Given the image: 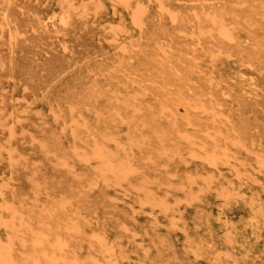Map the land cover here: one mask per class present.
Returning a JSON list of instances; mask_svg holds the SVG:
<instances>
[{"label": "rangeland", "instance_id": "1", "mask_svg": "<svg viewBox=\"0 0 264 264\" xmlns=\"http://www.w3.org/2000/svg\"><path fill=\"white\" fill-rule=\"evenodd\" d=\"M204 1L207 9H223L231 38L214 32L198 40L202 1L133 0L129 14L123 4L116 11L96 13L90 0H11L19 35L0 58V93L12 112L10 130L3 131L0 141L11 140L16 152L11 156L5 150L0 156V213L7 204L37 216L67 202L66 210L54 211L48 230L65 244L60 264L113 263L102 240L118 247L124 264H180L184 255L191 260L188 264H228L223 235L229 229L215 218L222 202L211 192L202 211L179 185L189 173L219 172L191 157L192 147L212 146L204 135L213 108L229 139L248 150L238 154L244 163L251 162L249 156H264V0L248 6L234 0ZM65 2L87 7L86 20L60 36L37 27L41 18H60ZM141 3L149 10L143 27L134 36L124 34L125 42L115 41L113 28ZM173 15L179 16L177 21ZM158 45L164 46L165 56L183 58L195 67L188 101L175 102L170 93L174 87L161 83L152 66ZM95 84L103 88L99 97L88 95ZM197 98L214 107L192 111L199 118L188 124L183 111ZM74 121L82 126L78 140L70 128ZM176 125L191 139L176 135ZM106 127L114 134L108 145L116 162L129 161L135 169L120 182L112 172L107 179L98 175L99 160L83 158L91 155ZM55 135L61 136L52 140ZM147 194L167 199L172 209L145 203ZM244 196L253 195L246 190ZM233 205L226 209L227 219L239 227L243 211L239 203ZM3 214L7 218L10 213ZM76 216L81 217L80 229L68 231ZM0 232L7 234L2 228ZM165 234L171 235L178 256L174 260L157 252Z\"/></svg>", "mask_w": 264, "mask_h": 264}, {"label": "bare ground", "instance_id": "2", "mask_svg": "<svg viewBox=\"0 0 264 264\" xmlns=\"http://www.w3.org/2000/svg\"><path fill=\"white\" fill-rule=\"evenodd\" d=\"M74 1V0H72ZM95 5V12L99 13L104 8H109L113 11L123 4L124 9L130 13L131 4L133 0H90ZM155 1V0H153ZM160 1V0H159ZM202 1L204 11L197 13V19L200 21V27L195 30L198 35V40H201L203 35L207 33L218 32V34L226 39L232 37L224 18L222 8L205 7L206 2ZM255 0H234L236 5L242 4L251 5ZM115 3L117 5H115ZM11 0H0V58L3 56L5 50L11 45L16 37L19 35L17 29L13 26L11 19ZM161 7L166 8L164 3ZM63 11L60 18L55 15L41 18L37 22V27L46 31V33L55 36L65 35L75 24L83 23L88 15L87 7L83 9L74 4L65 2L62 7ZM149 10L142 3L135 9L130 18L119 21L117 26L113 28V39L115 41L122 40L125 42L128 36L137 34L138 29L143 27L144 17ZM178 15H173V20L177 21ZM249 20V18L247 19ZM59 21V22H57ZM206 25L210 26V30L206 31ZM130 39V38H128ZM166 50L164 46L158 45L156 48V60L152 64L156 73L162 80L161 83L166 87H174L170 93L174 94L173 100L179 103L181 100L188 101V89L192 85L190 72L195 69L193 64H190L183 58H172L165 56ZM103 88L99 84L90 87L88 95L99 97L102 94ZM184 112V117L188 124H192L193 118L198 119L199 115L192 111L198 112L208 110L214 107L212 102H207L201 98L190 101ZM166 107H169L167 104ZM211 116L205 128L204 139L212 146L205 145L203 147H192L191 157L199 158L203 164L212 168V170L219 171L218 174L212 173L207 169L199 170L196 173H189L185 175V183L179 185L180 190L184 191L187 199L201 206V210L206 209L205 203L209 200V193L215 192L217 198L222 202V211L215 217L217 220L225 221L227 224L228 233L223 235V250L221 244L220 248L224 251V256L228 260V264H264V156L255 154L249 156L248 160L251 162L244 163L238 154H244L248 151L242 142L235 139L231 140L230 132L228 133L217 119L216 109L210 111ZM11 109L7 104L4 96L0 93V135L3 131L10 130L8 127L11 121ZM117 114V113H116ZM59 118L55 116V121ZM73 136L76 140L81 139L82 126L74 121L70 124L73 128ZM80 127V128H79ZM66 130V126H62V131ZM107 133L100 138L96 143L93 152L89 156L88 153L83 154V158L89 160H99L97 172L103 179L108 178L110 172L117 176V182L128 178V175L135 171L132 164L128 162L117 163L115 154L112 153L108 142L113 140V131L108 127L105 128ZM176 135L180 133L179 137L184 139H191L187 131L180 130L176 125ZM183 132V133H181ZM12 136V135H11ZM61 135H55L52 140H57ZM48 145V144H45ZM75 149H79L75 142ZM8 151L11 156H14L16 148L11 140L7 143L0 141V156L4 151ZM75 152H78L75 150ZM237 153V154H236ZM236 154V155H234ZM81 156V154H80ZM82 157V156H81ZM242 160V161H241ZM229 169V173H224ZM229 174V175H228ZM228 175V176H225ZM195 185L198 189H195ZM251 190H250V189ZM252 193V197L244 196L246 190ZM207 195V197H205ZM145 203L158 206L165 211L172 209L171 203L167 199H158L153 194H147ZM240 204L243 215L242 224L239 227H233L230 215L226 209L233 204ZM2 213H0V229H5L6 235L0 232V264H60L64 259V242L57 236L50 234V226L55 221L54 211H64L68 207L67 202H58L57 210L44 209L39 212L37 216H29L23 214L21 208L17 209L15 206L2 204ZM7 211L10 214L7 218L3 212ZM228 218V219H227ZM73 223L67 224L68 231H78L80 229V216L75 217ZM244 222V223H243ZM51 237H55L54 239ZM57 237V238H56ZM157 252L162 258H169L174 260L178 258L172 248V238L170 234H165L164 238L157 242ZM102 247L113 263H121L119 256L124 257L122 253L119 254L118 247L110 245L107 240H102ZM144 250V248H143ZM149 254L148 251H146ZM144 258H148L146 254ZM190 259L187 255L182 256L180 264H188ZM144 264H146L144 260ZM206 264V263H205Z\"/></svg>", "mask_w": 264, "mask_h": 264}]
</instances>
